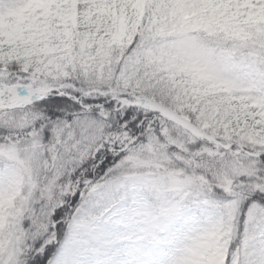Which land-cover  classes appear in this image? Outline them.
Masks as SVG:
<instances>
[{"label":"clouds","instance_id":"9594fccd","mask_svg":"<svg viewBox=\"0 0 264 264\" xmlns=\"http://www.w3.org/2000/svg\"><path fill=\"white\" fill-rule=\"evenodd\" d=\"M205 8L78 0L51 40L0 36V248L20 264L101 215V191L119 208L103 264H243L253 229L264 244L244 199L264 184V136L241 135L264 128V23L248 16L264 4Z\"/></svg>","mask_w":264,"mask_h":264},{"label":"snow or ice","instance_id":"6c2138e0","mask_svg":"<svg viewBox=\"0 0 264 264\" xmlns=\"http://www.w3.org/2000/svg\"><path fill=\"white\" fill-rule=\"evenodd\" d=\"M107 196L108 193L104 191L99 193L97 206L103 209L101 215L89 216L85 213L82 220L69 227L62 240L57 238L46 248L40 249L34 264H103L99 258L105 254L107 247L114 241L110 234L104 231L101 224L105 216L111 217L119 213L117 205L105 203ZM262 197H264V184L259 183L253 184L249 193L244 196L247 201L248 224H255L261 217H264V198ZM59 216L60 213H57V219ZM255 231L256 229H253V234L244 241L243 264H264V244L259 247L249 244V240L256 239ZM92 257L96 259L93 260ZM230 258L232 264H242L239 250ZM0 264H20L14 246L8 245L0 248Z\"/></svg>","mask_w":264,"mask_h":264},{"label":"rangeland","instance_id":"374dc122","mask_svg":"<svg viewBox=\"0 0 264 264\" xmlns=\"http://www.w3.org/2000/svg\"><path fill=\"white\" fill-rule=\"evenodd\" d=\"M77 2L78 0H12L7 7H0V36L6 35L8 42L12 43L14 40L28 39L26 34L29 32L39 35V30L42 28L44 34L51 40L57 35L52 30L54 21L63 19L75 22ZM174 2H181V0H174ZM192 2H203L209 5L210 8L203 9L205 12L218 11V6L224 7L225 14L233 4L237 8L243 4L250 9H257L258 4H264V0H192ZM234 12L238 15L236 9ZM39 13H42V16H38ZM252 13L258 20L261 18V22L264 23V8ZM248 16L250 17L249 13ZM39 19H44L45 22L41 25ZM241 135H244L249 143H256L258 137L264 136V128L256 125L249 128L246 135L243 132Z\"/></svg>","mask_w":264,"mask_h":264},{"label":"trees","instance_id":"16d2710c","mask_svg":"<svg viewBox=\"0 0 264 264\" xmlns=\"http://www.w3.org/2000/svg\"><path fill=\"white\" fill-rule=\"evenodd\" d=\"M255 5V4H254ZM254 5H253V7H254ZM232 6H230L229 8H231ZM233 12H234V9H233ZM235 13V12H234ZM236 14V13H235ZM249 15H250V17H252V18H250V21L251 22H254L256 25H259V24H261L262 22H261V18L258 20L256 17H255V15L252 13V12H249Z\"/></svg>","mask_w":264,"mask_h":264}]
</instances>
